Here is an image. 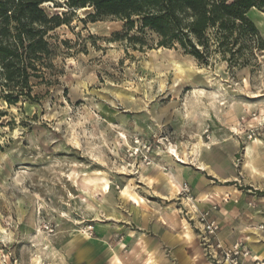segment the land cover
I'll return each instance as SVG.
<instances>
[{"label":"rangeland","instance_id":"rangeland-1","mask_svg":"<svg viewBox=\"0 0 264 264\" xmlns=\"http://www.w3.org/2000/svg\"><path fill=\"white\" fill-rule=\"evenodd\" d=\"M58 3L42 7L50 14L68 11L70 23L49 33L52 50L44 76L33 78V99L0 101L6 112L0 121V264H60V235L88 234L96 212L103 222L110 206L122 211L119 195L138 187L143 169L153 164L129 156L136 136L155 147L153 162L154 151L183 163L177 153L197 167L201 156L222 174L232 171L225 183L259 191L264 49L255 36L240 39L233 53L212 52L204 63L180 47L159 46L149 29L130 31L139 37L132 42L125 20H93L91 7ZM250 17L264 42V10L253 9ZM252 126L259 131L249 139ZM254 139L261 140L257 152L246 157L244 147ZM199 141L196 155L192 145ZM234 142L239 150L228 165Z\"/></svg>","mask_w":264,"mask_h":264},{"label":"crops","instance_id":"crops-1","mask_svg":"<svg viewBox=\"0 0 264 264\" xmlns=\"http://www.w3.org/2000/svg\"><path fill=\"white\" fill-rule=\"evenodd\" d=\"M250 141L244 147L246 157L257 150L261 140ZM238 145L230 146L225 157L228 165ZM192 149L197 155L199 149ZM153 156L154 162L143 169L138 187L125 188L119 195L122 211L110 206L103 222L96 221V212L93 235L74 230L59 236L60 264H213L203 253L198 231L181 213L177 194L183 182L190 184L197 207L210 210L218 221L219 237L225 244L243 241L250 247L252 257L243 264H255L254 258L264 261V176L256 171L259 191L239 189L222 181L232 171L222 174L212 160L198 159L211 165L218 176L158 151Z\"/></svg>","mask_w":264,"mask_h":264},{"label":"trees","instance_id":"trees-1","mask_svg":"<svg viewBox=\"0 0 264 264\" xmlns=\"http://www.w3.org/2000/svg\"><path fill=\"white\" fill-rule=\"evenodd\" d=\"M58 0H0V101L9 105L33 99V78L45 74L51 52L49 33L69 24L67 12L48 13L42 5ZM69 9L91 7L87 16L97 20L116 16L125 20V36L135 28L156 33L159 46L182 48L201 62L214 51L233 53L240 39L256 37L258 28L250 17L264 10V0H64ZM65 14V15H64ZM215 48V49H214ZM6 112L0 109V121Z\"/></svg>","mask_w":264,"mask_h":264},{"label":"built area","instance_id":"built-area-1","mask_svg":"<svg viewBox=\"0 0 264 264\" xmlns=\"http://www.w3.org/2000/svg\"><path fill=\"white\" fill-rule=\"evenodd\" d=\"M258 126H252L248 135L249 139L257 136ZM159 149V145H156ZM155 148L150 141L138 136L134 137L132 144L128 148L129 156L140 158L141 162L151 165L153 159L151 152ZM177 200L181 204V213L192 223L198 231L200 246L204 255L213 264H243L245 260L252 257L250 247L243 241H236L230 245L225 244L219 237L221 229L218 221L213 218L210 210H200L196 205V198L192 193V188L188 182L179 185ZM214 206L213 209H216ZM88 234H93V226L88 225ZM255 264H264V261L254 258Z\"/></svg>","mask_w":264,"mask_h":264},{"label":"bare ground","instance_id":"bare-ground-1","mask_svg":"<svg viewBox=\"0 0 264 264\" xmlns=\"http://www.w3.org/2000/svg\"><path fill=\"white\" fill-rule=\"evenodd\" d=\"M46 3H51V2H46ZM45 3V4H46ZM83 9H85V8H83ZM193 146V148L195 147L196 149L198 148H201V142L199 141L198 143H195V144H193L192 145ZM174 150V149H173ZM247 150H249V147H247ZM173 152V151H172ZM175 152V151H174ZM190 152V151H189ZM176 155V157H177V160L178 161H181V162H183L184 163V161L182 160V158H180V156L176 153L175 154ZM188 157V156H187ZM198 162H199V166H200V168L201 169H204V170H207L208 172H210L211 174H213V175H216V176H218L219 174H218V172L211 166V165H209V164H207V163H205V162H203V161H199L198 160ZM104 188H105V190H107V191H109V189H110V185H109V183L108 182H105V185H104ZM89 235V234H88ZM40 257V256H39Z\"/></svg>","mask_w":264,"mask_h":264}]
</instances>
